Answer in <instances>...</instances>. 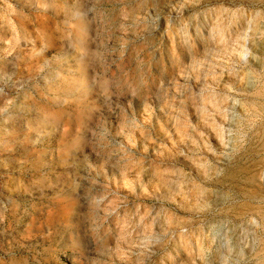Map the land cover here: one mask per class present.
Returning <instances> with one entry per match:
<instances>
[{
    "label": "rangeland",
    "instance_id": "1",
    "mask_svg": "<svg viewBox=\"0 0 264 264\" xmlns=\"http://www.w3.org/2000/svg\"><path fill=\"white\" fill-rule=\"evenodd\" d=\"M0 264H264V0H0Z\"/></svg>",
    "mask_w": 264,
    "mask_h": 264
}]
</instances>
